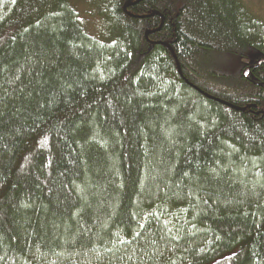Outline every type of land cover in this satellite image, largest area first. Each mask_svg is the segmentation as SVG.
Listing matches in <instances>:
<instances>
[{
    "label": "trees",
    "instance_id": "1",
    "mask_svg": "<svg viewBox=\"0 0 264 264\" xmlns=\"http://www.w3.org/2000/svg\"><path fill=\"white\" fill-rule=\"evenodd\" d=\"M135 1L0 0V264H264V9Z\"/></svg>",
    "mask_w": 264,
    "mask_h": 264
},
{
    "label": "water",
    "instance_id": "2",
    "mask_svg": "<svg viewBox=\"0 0 264 264\" xmlns=\"http://www.w3.org/2000/svg\"><path fill=\"white\" fill-rule=\"evenodd\" d=\"M138 2H139V0H138V1H135V2H127V3L125 4V6H124L125 11L128 10V7H130V6H132V5H135V4L138 3ZM163 22H164V18H162V25H163ZM162 25H161V27H162ZM161 27H160L158 30H156V31H160ZM153 32H155V31H151V32L146 33V36L148 37L149 34H151V33H153ZM166 45H167V44H166ZM168 47H169V46H168ZM171 51L173 52V50H171ZM173 53H174V52H173ZM174 56H175V59H176V61H177V65H178L179 72L182 74V70H181V66H180V64H179V61L177 60L176 55H174Z\"/></svg>",
    "mask_w": 264,
    "mask_h": 264
},
{
    "label": "rangeland",
    "instance_id": "3",
    "mask_svg": "<svg viewBox=\"0 0 264 264\" xmlns=\"http://www.w3.org/2000/svg\"><path fill=\"white\" fill-rule=\"evenodd\" d=\"M254 2V8L256 9V10H259V11H263V9H264V2H262L261 0H254L253 1ZM253 2H252V4H253Z\"/></svg>",
    "mask_w": 264,
    "mask_h": 264
}]
</instances>
